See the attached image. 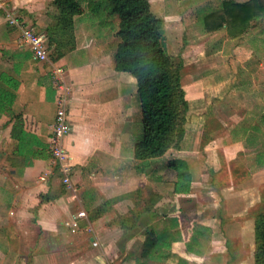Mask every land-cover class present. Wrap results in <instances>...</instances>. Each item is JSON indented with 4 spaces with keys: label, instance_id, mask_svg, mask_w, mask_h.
Listing matches in <instances>:
<instances>
[{
    "label": "crops",
    "instance_id": "1",
    "mask_svg": "<svg viewBox=\"0 0 264 264\" xmlns=\"http://www.w3.org/2000/svg\"><path fill=\"white\" fill-rule=\"evenodd\" d=\"M7 1L15 8L20 23L32 27L43 38L46 48V62L33 61L29 49L17 44L19 29L8 27L0 14V75L4 74L18 82L8 113L22 115L25 133L35 135L36 140L44 146L45 157L15 155L17 141L10 138L14 120H10L5 112L0 113V264H108L106 254L110 253L109 250L119 239L125 240L120 251L125 255L130 251L129 244L140 238L138 233L130 238L124 237V229L119 228L116 219L128 218L130 211L142 209L149 195L148 198H154L150 212L141 216L138 222L151 218L154 223L172 212V206L175 205L170 192L171 185L160 182V164L165 167L173 159L183 160L187 164L192 176L190 194L198 207V220L204 219L202 213L210 209H202L203 205L198 201L201 197L199 194L203 189L208 191L209 196L216 191L210 187L209 177L204 182V155H197V152L201 154L203 150L205 156L211 160L214 153L236 145L242 147L240 140L226 144L223 148L220 146V139L216 138L221 136L222 129L228 134L235 125L218 120L214 115L213 103L204 102L208 109L206 122L217 126L215 128H218V133H213L215 136L210 135L203 122L196 151L193 150L191 154L188 152L190 140L188 139V143L186 138L188 133H191V137L194 134L190 129L191 125L186 127L190 108L188 97L195 90L204 101L205 98L222 99L229 93L222 80V72L227 68L225 62L221 61L217 65L221 71L218 74L222 76L215 73L220 78L216 82L210 77H205L204 80V68L202 72L195 69L197 65L210 63L219 52L209 55L204 53L200 60L191 56L188 60L186 49L177 58L165 51L171 59L181 64L179 85L186 102L183 136L177 149L170 148L159 158L138 162L132 158V141L138 130L131 123L137 111L139 114L135 82L130 76L115 72L112 68L111 35L115 31L113 29L116 27V17L105 12L95 16L88 9L89 3L94 0H80L82 11L72 18L73 46L60 57L52 59L53 47H46L45 43L46 32L52 26L56 14L50 5L51 0ZM147 2L150 12L162 20L163 27L165 16L169 18L172 15L169 11L164 12V1ZM203 17L199 15L198 21L201 22L203 33H207V39L215 37L219 31L224 32L223 28L205 32ZM168 21L167 24L173 22L172 19ZM186 66L192 72L190 75L183 74L187 78L182 81L181 71ZM51 67L63 69V81L69 88L66 95L68 131L63 139V147L72 165L70 180L74 192L62 189L56 183L57 180H51L53 176L46 180L39 177L49 164L46 157L47 141L56 110L57 92L49 75ZM230 79L234 80V77ZM221 83L224 84L223 88L219 87ZM0 87L5 88L1 82ZM204 87L207 88L206 91ZM201 117L204 119V112ZM213 117L218 124L212 120ZM241 131L244 134L239 129V138L248 132L255 133L257 129L252 123ZM130 157L133 162V176H130L129 171ZM226 158L227 155H224V159ZM229 160L232 161L231 158ZM211 162L214 167L209 166L216 170L222 159L218 155ZM198 167L200 179L194 175ZM263 167L264 165L258 169ZM160 186H167L169 190L162 192ZM154 187H157L158 194L151 193ZM144 190L145 198L142 199ZM136 191L140 193L136 197L131 196ZM197 223L202 225L201 221ZM102 236H107L108 239L105 246L100 241ZM92 242L96 243V247L92 248ZM175 245H181L183 250L175 252ZM170 254L179 259H184L185 255L198 257L186 254L182 242L172 243Z\"/></svg>",
    "mask_w": 264,
    "mask_h": 264
},
{
    "label": "trees",
    "instance_id": "2",
    "mask_svg": "<svg viewBox=\"0 0 264 264\" xmlns=\"http://www.w3.org/2000/svg\"><path fill=\"white\" fill-rule=\"evenodd\" d=\"M50 5L56 14L46 32L45 43L46 47H53L52 59H55L72 48V18L82 9L80 0H51ZM88 9L95 16L105 12L116 17L112 68L134 79L139 109L140 132L132 141V158L147 162L161 157L170 148L177 149L183 136L186 102L179 85L181 64L164 50L162 20L150 12L147 0H94ZM260 22H263L258 32L261 34L264 31V2L258 0L222 1L218 10L207 12L203 17L205 32L223 28L230 38L246 33L250 23ZM0 82L5 87H0V113L5 112L10 120H14L10 138L17 141L15 155L44 158V146L35 135L25 133L22 115L8 113L18 82L4 74L0 75ZM252 163L254 167L261 168L264 165L263 154L253 157ZM160 182L171 185L173 212L154 223L151 218L138 222L141 216L150 212L154 202L150 197L139 211H130L128 218L116 219L119 228L124 229L123 234L132 231L133 234L127 237H132L139 230L143 235L137 255L128 251L123 264L177 261L179 258L170 254V245L175 242L183 243L186 254L198 255L199 239L208 229L197 225L198 207L190 194L192 176L187 164L180 159L168 161ZM138 193L136 191L131 196L136 197ZM253 231L256 245L254 264H264V212L256 217Z\"/></svg>",
    "mask_w": 264,
    "mask_h": 264
},
{
    "label": "rangeland",
    "instance_id": "3",
    "mask_svg": "<svg viewBox=\"0 0 264 264\" xmlns=\"http://www.w3.org/2000/svg\"><path fill=\"white\" fill-rule=\"evenodd\" d=\"M163 1L164 12L168 13L167 11H169L172 14L169 18L165 16V22L162 27L164 50L170 56L175 55V58H177L180 57V52L186 49L188 60H190L191 56L195 60H200L199 58L202 59L204 57V53L209 55L218 51L219 54L210 63H202L201 66L197 65L195 69H197V72H202L204 68V80L210 77L211 80L216 82L223 75L222 80L226 83L229 92L228 96H223L222 99L205 98L204 101L196 90L188 97L190 108L187 113L186 127L188 128L191 125L192 128L190 129L194 133L193 137L190 136L191 133H188V137L186 138L188 143L190 140L188 152L191 154L197 147L203 122L207 125L210 135L215 136L213 133H218V128H215L217 126L214 127V124L211 123L212 125H210L206 122L208 109L204 102L213 103L214 115L218 120H223L226 124L233 123L232 126L235 125L234 129L228 134L225 129L220 130L221 136L216 138L220 139V146L223 148L226 144L240 140L242 147H240L241 145H236L217 154L214 153L211 155V160L205 156L206 153L203 150L201 154L197 152V155H204V165L202 160H200V163L204 167V182L209 177L210 187L216 191L215 194L212 193V196H209L210 194H207L208 191L205 189L199 194L201 195V200L199 199L198 201L203 205L202 209L205 207L204 210H210L202 213L204 219H199L202 225L198 223L197 225L207 228L208 231H205L199 239L197 258L185 255L184 259L177 261L169 259L167 262L161 264H254L256 251L253 231L254 221L258 215L264 212V167L263 169H258L252 163L253 157L258 153L264 155V31L261 34L258 33L262 28L263 22L257 24L250 23V28L247 32L238 37L230 38L225 32L219 31L215 37L207 39V33H203L198 16H204L202 13L205 12L218 10L219 4L222 1L243 2L246 0ZM258 1L264 2V0ZM170 19L173 22L167 24ZM171 24L174 26L172 27ZM92 34L94 35V31ZM217 37H219L218 40H216ZM111 38L113 49L115 43L113 34ZM221 61L226 63L225 67L227 68H225V72H222V75H219L218 72L221 71L217 68V65L222 63ZM190 72L192 71L188 66L182 69V81L187 78V76L185 77L186 74L190 75ZM183 74L185 75L183 76ZM231 77H234V80L230 79ZM222 80L219 82H222ZM222 85L224 84L221 83L219 87H222ZM204 89L206 91L207 88L204 87ZM222 90L225 92L224 89ZM203 112L204 119L201 117L203 116ZM212 120L217 124L219 123L214 117ZM252 123L255 125L257 131L255 133H245L242 138H239L240 133L244 134L241 130L245 127L248 128L249 124ZM131 126H135L138 130V134L134 137L135 139L140 132L138 111L135 117H133ZM131 131L132 129H130ZM214 146L217 148L216 145ZM218 155L221 157L222 163L225 164L220 163L218 164V169L213 170L210 167H214L211 165V161L214 158L217 159ZM224 155H227L226 159H224ZM129 161L130 176H133L131 175L133 170L131 157ZM160 168L162 173H164L165 167L163 164H160ZM197 169L198 171L194 175L200 179L197 173L200 172V167ZM52 179L57 180L55 182L62 188L58 177L53 176ZM198 181L200 182V180ZM151 185L154 186L153 183ZM160 190L167 192L169 188L167 186H160ZM151 193L158 194L157 187H154ZM141 197L142 199L145 198V190ZM173 211L174 206H172ZM198 214L196 212V215ZM199 220L197 222H200ZM132 234V232H129L123 234V236L127 237ZM138 237L140 238L139 240H134L129 244L130 251L135 252V255L138 253L137 248L143 238L142 231L138 232ZM100 241L105 246L108 242L107 236H102ZM124 241L123 239L117 240L116 244L114 243L109 250L110 253L106 254L108 264H123L124 255L120 251L123 248L121 244ZM180 250H183L181 245H175L174 251L179 252Z\"/></svg>",
    "mask_w": 264,
    "mask_h": 264
},
{
    "label": "built area",
    "instance_id": "4",
    "mask_svg": "<svg viewBox=\"0 0 264 264\" xmlns=\"http://www.w3.org/2000/svg\"><path fill=\"white\" fill-rule=\"evenodd\" d=\"M0 14L8 27L19 29L17 44L29 49L32 60L38 63L46 62L47 56L43 38L32 27L20 23L15 8L7 0H0ZM49 75L57 92L56 110L50 124V134L47 141L49 164L39 177L41 180H46L52 176H57L65 191L74 192V187L70 181L72 165L63 147V139L68 131L66 95L69 88L63 81V69L61 67H51ZM91 246L95 247L96 243L92 242Z\"/></svg>",
    "mask_w": 264,
    "mask_h": 264
}]
</instances>
